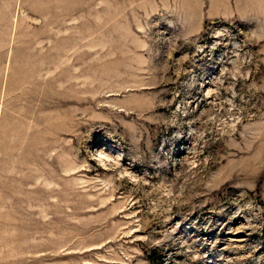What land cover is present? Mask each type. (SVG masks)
Listing matches in <instances>:
<instances>
[{
	"label": "rangeland",
	"instance_id": "rangeland-1",
	"mask_svg": "<svg viewBox=\"0 0 264 264\" xmlns=\"http://www.w3.org/2000/svg\"><path fill=\"white\" fill-rule=\"evenodd\" d=\"M0 264H264V0H0Z\"/></svg>",
	"mask_w": 264,
	"mask_h": 264
}]
</instances>
